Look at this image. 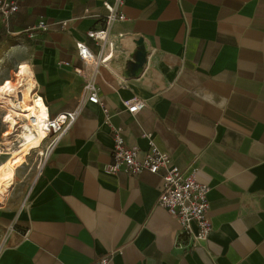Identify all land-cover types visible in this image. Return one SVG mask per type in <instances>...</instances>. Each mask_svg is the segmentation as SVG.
I'll return each instance as SVG.
<instances>
[{
    "label": "crops",
    "instance_id": "1",
    "mask_svg": "<svg viewBox=\"0 0 264 264\" xmlns=\"http://www.w3.org/2000/svg\"><path fill=\"white\" fill-rule=\"evenodd\" d=\"M16 1L0 18V84L26 66L50 115L73 109L75 42L95 49L86 31L101 21L84 9L101 14L102 0ZM121 11L113 30L124 36L96 76L108 121L86 102L29 183L31 167L18 170L24 185L0 206V264H92L108 253L111 264H264V0H123ZM40 17L68 27L31 30ZM133 98L145 106L130 114ZM111 126L141 150L151 132L209 186L211 232L193 252L157 204L160 173L105 171Z\"/></svg>",
    "mask_w": 264,
    "mask_h": 264
},
{
    "label": "built area",
    "instance_id": "2",
    "mask_svg": "<svg viewBox=\"0 0 264 264\" xmlns=\"http://www.w3.org/2000/svg\"><path fill=\"white\" fill-rule=\"evenodd\" d=\"M123 0H102L103 11L101 14H92L87 8L84 9V16L99 17V27L90 28L86 36L92 41L95 49L83 41L75 42V53L82 62V66L74 67V72L82 79V88L78 104L71 110L62 111L50 115L48 107L46 116L42 121V127L46 135L42 138L37 148L44 153H39V159L45 162L61 136L68 131L78 117L81 107L86 103H93L101 106L108 121L109 111L104 106L99 95V87L96 83V76L99 69L107 68L115 55L118 41L124 36L123 33L114 32V26L123 20L125 15L121 11ZM18 10L16 0H0V18L8 21L13 13ZM68 19H46L40 17L31 30L47 31L53 27L65 30L68 27ZM60 64L69 65L68 61H60ZM36 92V91H35ZM37 93V92H36ZM16 109L22 108V102L18 97L14 98ZM126 109L130 114H135L145 106V101L133 98L126 101ZM30 126L36 125V117H30ZM111 160L107 163L105 171L109 174L123 172L127 175L136 176L143 171L161 175L160 193L157 204L164 207L168 213L178 222L180 231L177 243L184 245L186 249L193 252L201 241L208 238L211 232L209 218V186L198 182L195 179V170L184 173L172 161L169 152L161 150L155 143L151 132H143L142 137L147 141L145 150L138 146L128 145L123 136V129L118 126H111ZM37 148H33L34 151ZM31 150V151H32ZM142 154V156H141ZM37 156V155H36ZM26 198L22 207H26ZM182 238L184 239L182 241ZM113 253L102 255L92 264H111Z\"/></svg>",
    "mask_w": 264,
    "mask_h": 264
},
{
    "label": "bare ground",
    "instance_id": "3",
    "mask_svg": "<svg viewBox=\"0 0 264 264\" xmlns=\"http://www.w3.org/2000/svg\"><path fill=\"white\" fill-rule=\"evenodd\" d=\"M32 88L31 73L26 66L19 67L15 80L0 84V108L4 110L2 119L6 125L0 140V145L5 147L0 150V154L8 153V157L0 164V206L14 187L18 170L27 164L26 156L33 148L40 145L42 138L46 135L42 121L46 116L47 106L42 97L35 92V87L31 90ZM16 97L22 102L21 109L15 108L14 98ZM17 116L22 117L26 123L22 125L21 132L17 134L18 142L14 148L9 139L15 136L13 134L18 126L15 119ZM31 116L36 117V125L33 127L30 126ZM39 153L44 152L40 148L35 149L34 154L37 157Z\"/></svg>",
    "mask_w": 264,
    "mask_h": 264
},
{
    "label": "rangeland",
    "instance_id": "4",
    "mask_svg": "<svg viewBox=\"0 0 264 264\" xmlns=\"http://www.w3.org/2000/svg\"><path fill=\"white\" fill-rule=\"evenodd\" d=\"M2 55H3V53H2ZM12 76H13V73H12ZM3 116H4V110H3L2 108H0V140H1V135L3 134V132H4L5 129H6V125L3 123V119H2ZM15 119H16V122H17V124H18V126L16 127V132L13 134V135H15V136H12V138L9 139V141L12 142V145H13L14 148L17 146V142H18V140H17V138H16V137H17V134L21 132V127H22V125L26 123V121H25L22 117H18V116H17ZM3 147H5V146L0 145V150H2ZM0 152H1V151H0ZM7 157H8V153H1V154H0V164H1L2 161H3L4 159H6ZM34 158H35L34 151H31V153H30L28 156H26L27 164L24 165L22 169H24V168L27 169L28 166H30L31 168H30L29 175H28V176L24 179V181H23L24 183H26V182L29 183L30 180H32V177H33V175H34V167H35V169H37V168H36V164H37V167H38V168H39V166L42 164V163H41V159H39V157H37V158H36L35 165H34ZM19 177H20V175H18V177H16V179H15V184H16V182H17V185H16V190L13 192V194H14L15 192H17V188H18V187L24 185L23 182H22V183L19 182V180H20ZM14 186H15V185H14ZM13 188H14V187H13ZM13 188L11 189V191L13 190ZM11 191H10V193H11ZM10 193H9V195H10ZM13 194H12V195H13ZM9 195H8V196H9ZM12 195L10 196V199H11ZM7 198H8V197H7ZM6 200H7V199H6ZM6 200H5V201H6ZM5 201H4V202H5Z\"/></svg>",
    "mask_w": 264,
    "mask_h": 264
},
{
    "label": "trees",
    "instance_id": "5",
    "mask_svg": "<svg viewBox=\"0 0 264 264\" xmlns=\"http://www.w3.org/2000/svg\"><path fill=\"white\" fill-rule=\"evenodd\" d=\"M4 160H5V159H4ZM4 160H3V161H4Z\"/></svg>",
    "mask_w": 264,
    "mask_h": 264
}]
</instances>
